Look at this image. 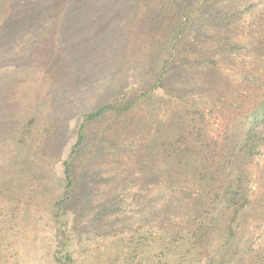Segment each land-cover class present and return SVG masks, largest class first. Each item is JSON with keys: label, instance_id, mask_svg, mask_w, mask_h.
Wrapping results in <instances>:
<instances>
[{"label": "rangeland", "instance_id": "rangeland-1", "mask_svg": "<svg viewBox=\"0 0 264 264\" xmlns=\"http://www.w3.org/2000/svg\"><path fill=\"white\" fill-rule=\"evenodd\" d=\"M262 103L264 0H0V264H264Z\"/></svg>", "mask_w": 264, "mask_h": 264}, {"label": "trees", "instance_id": "trees-1", "mask_svg": "<svg viewBox=\"0 0 264 264\" xmlns=\"http://www.w3.org/2000/svg\"><path fill=\"white\" fill-rule=\"evenodd\" d=\"M264 104H260L254 113H252V115H250L248 118H246L245 120V125H247L248 123L254 121L255 122H260L261 120L264 119ZM111 110L110 106H106V107H101L100 109H98L96 112L91 113V114H86L82 117V123L78 129V133H77V140L75 142V144L72 146L71 148V155L68 156V158L63 162V178L65 181V195L64 198L61 199L60 201L57 202L56 204V210L57 215L59 214V211L62 209L63 206H65V204L70 201L71 199V191L74 187V179H73V169H72V165H71V156L72 154H74L77 149H79V147H81L84 144V139H85V135H84V129L86 128V125L89 122L95 121L97 120L99 117L103 116L105 114V112ZM118 111H121V109H118ZM250 118V120H248ZM247 138V142H248V136H246ZM250 138V137H249ZM246 143V140H245ZM67 261H69V258H66Z\"/></svg>", "mask_w": 264, "mask_h": 264}]
</instances>
